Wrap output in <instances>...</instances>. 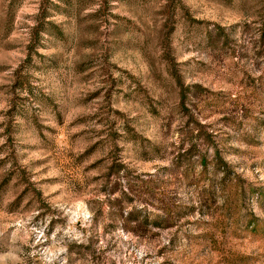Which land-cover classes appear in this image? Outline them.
Listing matches in <instances>:
<instances>
[{"label": "rangeland", "instance_id": "rangeland-1", "mask_svg": "<svg viewBox=\"0 0 264 264\" xmlns=\"http://www.w3.org/2000/svg\"><path fill=\"white\" fill-rule=\"evenodd\" d=\"M192 144L254 189L258 230H123L110 166L137 189ZM0 264H264V0H0Z\"/></svg>", "mask_w": 264, "mask_h": 264}, {"label": "trees", "instance_id": "trees-1", "mask_svg": "<svg viewBox=\"0 0 264 264\" xmlns=\"http://www.w3.org/2000/svg\"><path fill=\"white\" fill-rule=\"evenodd\" d=\"M179 87L180 104L183 106L187 89L182 85ZM192 148L193 144L185 151L186 154L178 153L171 168H164L162 175H146L137 189L128 178L129 170L124 163L110 166L105 187L109 188V195L118 191L121 196L113 199L112 204L116 205L114 211L122 221L123 230L144 238L183 223L187 216L196 213L205 215L209 211L213 212V216L209 221L211 223L205 222L210 226V230L202 235L206 240L237 239L258 230L256 220L241 211L243 202L254 189L245 186L240 176L232 171L220 149L206 146L193 154ZM174 169L182 171L180 184L194 189L195 200L181 203L173 199L176 192H173L175 196H168L166 178ZM116 185L120 186L119 190ZM135 192H139L135 203L134 198L128 199L129 202L122 199V196L134 195Z\"/></svg>", "mask_w": 264, "mask_h": 264}]
</instances>
